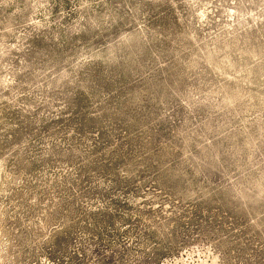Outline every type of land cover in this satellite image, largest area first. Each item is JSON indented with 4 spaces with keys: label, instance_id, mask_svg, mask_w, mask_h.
I'll return each instance as SVG.
<instances>
[{
    "label": "rangeland",
    "instance_id": "374dc122",
    "mask_svg": "<svg viewBox=\"0 0 264 264\" xmlns=\"http://www.w3.org/2000/svg\"><path fill=\"white\" fill-rule=\"evenodd\" d=\"M0 264H264V0H0Z\"/></svg>",
    "mask_w": 264,
    "mask_h": 264
}]
</instances>
